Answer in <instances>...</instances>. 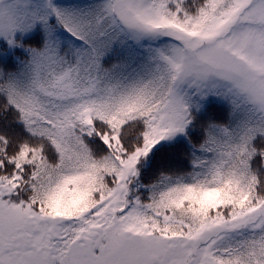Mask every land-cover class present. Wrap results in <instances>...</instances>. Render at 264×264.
<instances>
[{
  "label": "snow or ice",
  "instance_id": "1",
  "mask_svg": "<svg viewBox=\"0 0 264 264\" xmlns=\"http://www.w3.org/2000/svg\"><path fill=\"white\" fill-rule=\"evenodd\" d=\"M0 264H264V0H0Z\"/></svg>",
  "mask_w": 264,
  "mask_h": 264
}]
</instances>
